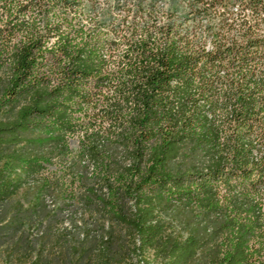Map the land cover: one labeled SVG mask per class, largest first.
Listing matches in <instances>:
<instances>
[{"label": "trees", "instance_id": "trees-1", "mask_svg": "<svg viewBox=\"0 0 264 264\" xmlns=\"http://www.w3.org/2000/svg\"><path fill=\"white\" fill-rule=\"evenodd\" d=\"M3 68L0 202L78 135L158 264H264V0H0ZM176 208L201 232L164 238Z\"/></svg>", "mask_w": 264, "mask_h": 264}, {"label": "rangeland", "instance_id": "rangeland-1", "mask_svg": "<svg viewBox=\"0 0 264 264\" xmlns=\"http://www.w3.org/2000/svg\"><path fill=\"white\" fill-rule=\"evenodd\" d=\"M164 4V3H163ZM8 72L0 69V103ZM2 108L3 118L11 114ZM81 137H68L67 150L52 143L28 149L45 168L0 202V264H158L156 249L139 250L133 235L100 203L97 178L80 149ZM96 190V196L91 191ZM163 237L184 240L201 232L199 218L186 209L160 213ZM194 261L190 264H198Z\"/></svg>", "mask_w": 264, "mask_h": 264}]
</instances>
